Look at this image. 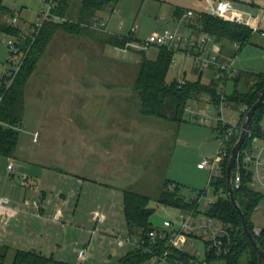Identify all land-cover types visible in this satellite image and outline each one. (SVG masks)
Segmentation results:
<instances>
[{
	"label": "rangeland",
	"instance_id": "obj_1",
	"mask_svg": "<svg viewBox=\"0 0 264 264\" xmlns=\"http://www.w3.org/2000/svg\"><path fill=\"white\" fill-rule=\"evenodd\" d=\"M3 1L16 15L18 22L15 24H23L20 27L23 28L24 33L30 34L32 32V26L30 25L37 21L39 13L44 9L43 1ZM66 3V15L63 17L57 15L55 20L60 22H64L65 20L80 21V0H66ZM113 6L114 11H110ZM209 6L210 3L207 0H118L115 5L109 4L96 12L93 18L86 19L88 20L86 28L88 29L87 32L93 34L92 36L99 38H103L105 29V32L108 33L115 32L119 35L132 34L135 40L138 41L145 40L153 32H161L165 29L176 31L179 34H187L190 32L185 27L187 22L194 20L197 13L206 10ZM177 7L183 13L180 18L175 19L173 10ZM235 9L239 10L240 8L235 7ZM188 11L193 14L191 19H182L184 18L183 14ZM98 16L100 18L106 17L105 20L108 21L104 29L95 27L93 24L95 23L93 21H98ZM10 18V14L0 15V20L3 21L2 23H5L7 19L10 20ZM58 32L62 35L60 37L67 41V48L60 49L58 38H54L49 43V47L46 46L36 66L37 70L47 68V59L58 54L59 50L65 49L69 54L72 52L74 46L72 41H75L74 39L78 35L62 29H59ZM101 33L103 34L101 35ZM11 37L13 36L0 32V73L3 70L6 60L9 58L10 49L8 47V41ZM2 38H5L4 42ZM260 38L264 40L263 36L252 33L248 43L240 46L241 48L237 52L233 43H223L226 57L233 59L232 74L238 73V71L264 72V46L262 41L260 43ZM83 49L82 54H85L87 59L81 61V63L85 62L83 67L88 71V84H95L98 78L97 76H90L91 71L100 70L102 75H99V78L104 80H120L125 74L123 82L125 88L127 85H130V82H134L138 70L136 62L142 57V54L144 53V56L148 59L155 58L157 54V48L155 46H149L143 53L133 49L122 51L116 49L111 50V52H103L98 46V43L95 44L93 49L86 48V45ZM22 59L23 55L17 54L13 61L20 67ZM211 78V68H201L190 58L183 57L179 54L174 55L166 74L167 82L181 79L190 81L199 79L201 82L208 84ZM234 87V81L228 79L226 82L227 96L233 94ZM237 88L240 91H244L247 88L246 81L241 79ZM31 89L29 84L24 88L25 95L28 97H26L28 108L26 110V116H24L23 112L22 126L19 130L17 148L14 153V156L22 161L27 159L31 160L32 158L30 157L33 151L45 150L47 148V141L43 140V137L40 136L38 141L32 139L33 131L37 124L34 123L32 117L34 103L31 102L33 100L31 98L33 97ZM132 92L134 102L131 107H128L129 109L132 108L134 112L131 109L129 114L132 116V113H134L136 117H143L144 115L139 113L137 93L133 88ZM200 102L203 103L202 101ZM234 104L238 105L239 103L234 102ZM227 110L230 117L233 116L234 120H239V113L235 108ZM210 113L213 114V109L210 110ZM73 114H75L76 119L81 118L80 112L74 111ZM87 114L90 115V121L86 120L87 124H85L88 132H90H87V134L94 135L96 133L95 129L98 126L96 125L98 124V102L90 105ZM183 115L185 120L180 123L150 117L152 119L150 125L144 124L145 128H151L149 135H146L144 140L134 148V152L137 154L133 156V166L135 168L142 166L143 174L141 178H137L135 182L127 185L125 188L139 192L150 198L149 206L153 208V212L149 217V221L152 227L156 229L163 228L164 220L175 221L180 210H183L157 203L156 199L159 195L160 188L166 180L177 182L180 186L179 194L186 200L193 198L195 193L202 189L207 190V199L211 198L214 201L216 200L213 197L212 186H207L209 169H200L196 166L203 158L212 157L218 151L219 143L213 130L215 123L213 121L199 123L195 120H189L187 113L184 112ZM261 124L264 125V118ZM87 134L85 133L83 136L86 137ZM0 159L2 160L0 162V188L5 187L7 189L11 188L9 187L11 185H17L18 189H21L24 195L30 197L29 193L34 192L33 181L30 177L27 180H23L18 170H9L7 172L5 158L0 157ZM42 160L45 164H51L52 162L47 157H43ZM32 169L35 171L39 168L33 164ZM62 174L56 175H59L60 182L66 185L67 175L66 173ZM85 174L87 177H94L92 173ZM128 176L133 177V171L129 172ZM48 180L49 174L46 173L43 182L47 183L49 182ZM83 183V188L80 184L75 183V186L72 187L76 192L75 195L70 194L64 204L57 202L56 196L53 195L51 197L48 191L49 199L52 200L51 206L48 209L45 207L42 213L36 207L32 208L33 214H31L33 219H29L24 224L21 235H13L4 240V244H7L9 249L5 257L0 259V264H11L16 250H34L71 264H118L119 258L133 249L128 244L118 248L115 242V237H128L129 235L123 215L122 189L110 188L107 190L99 188L98 184L90 183L89 181H83ZM63 184H60L62 188L64 187ZM56 206L61 208L64 217L60 216L57 219L55 218L54 212H56ZM48 210L51 212H48ZM94 213L97 215L104 213V217L108 214V217L104 223L102 221L95 223V221L91 220ZM71 217L74 218L72 219ZM251 221L254 227H263L261 226L264 225L263 210L259 209L253 212ZM92 231L94 232L92 233ZM88 242L90 243L88 250V253H90L89 259H78L75 248ZM175 250L180 252L185 258L193 259L194 263L192 264H224L220 260L211 262L206 260L203 237L180 236L176 239ZM3 251L1 247L0 253ZM115 251L117 254H114ZM246 262L247 254L243 252L240 257V264H246ZM150 264L170 263L151 261Z\"/></svg>",
	"mask_w": 264,
	"mask_h": 264
},
{
	"label": "crops",
	"instance_id": "obj_2",
	"mask_svg": "<svg viewBox=\"0 0 264 264\" xmlns=\"http://www.w3.org/2000/svg\"><path fill=\"white\" fill-rule=\"evenodd\" d=\"M229 1L232 3L234 9L235 7L240 8L239 10H235L241 13L243 18L250 15L254 19L253 25L257 27V31L253 33L264 37V0ZM4 5L8 7L5 3ZM179 9L177 7L173 10L175 19H177L176 11ZM10 11V17H16L13 10L10 9ZM110 11H114V6ZM204 11L207 12V9ZM191 17L187 19H191ZM105 18L98 16V21L105 22L106 27L108 21ZM10 20L7 19L5 23H2L3 21L0 20V24H10ZM22 25L16 24L20 32H24L23 28L20 27ZM187 29L189 30V28ZM60 34L58 30L55 31L49 39L47 46L49 47V43L57 37L60 49L67 48V41L60 37L62 36ZM104 34L103 38L106 35L116 33H108L104 29ZM77 35L78 37L74 39L75 41H72L74 46L70 54L65 49L59 50L58 54H54L55 56L47 59V68L41 70L35 68L26 82V86L29 84L32 88L31 94L33 97L30 96L33 99L31 102L34 103L32 117L34 123L37 124L33 131L32 139L34 140V134L37 133L35 140L38 141L40 136L43 137L42 139L47 141V148L45 150L33 151L30 157L32 159L25 161L19 160L14 154L9 157L0 155V157L5 158L7 172L9 171L7 169L8 159L11 158L14 161L11 170H18L23 180H27L30 177L34 186V192L29 193L30 197L24 195L17 185H11L9 186L11 188L7 189L5 187L0 188V195L8 198L10 203H13L17 209L13 216H6L0 213V246H6L8 249L9 246L4 244V240L13 235H21L24 224L29 219H33L32 208L35 207L34 203H38V207L36 208L40 213L43 212L45 207L48 209L51 206L52 200L49 199L48 191L51 197L53 195L56 196L57 202L64 204L70 194L75 195L76 192L72 188L75 186V183L80 184L83 188V181H89L90 183L98 184L99 188L107 190L118 188L123 191L127 185L135 182L137 178H141L143 174L142 166L138 168L133 166V156L137 154L134 152V148L144 140L146 135H149L151 128H145L144 124L150 125L152 119L150 116L136 117L134 113H132V116L129 114L132 109H129V107L134 102L132 92L134 82H130V85H127L126 89L123 83L125 74L120 78V83L119 79H101L99 78V75H102L101 71L94 70L91 71L90 76L98 77L96 83L88 84V71L83 67L85 62L81 63V61L87 59V56L82 54L85 45L86 48L93 49L95 44L98 43L103 52L128 49L105 43L102 40L103 38L92 36L91 32L84 31ZM2 40L4 42L5 38H2ZM259 41L260 43L262 41L264 46V40L260 38ZM140 59L136 62L137 64ZM223 59H228L225 53ZM238 73H231L230 79ZM26 97L27 95L24 92V116H26L28 108ZM97 102L98 124L96 125L98 126L95 129L96 133L94 135H88V128H86L85 124H87L86 120L90 121V115L87 112L90 105ZM74 111L81 113L80 119H76L75 114H73ZM132 111L134 112L133 109ZM139 113L141 114L140 110ZM262 128L264 131V125H262ZM85 133L87 134L86 137L83 136ZM256 145L262 148V155L264 156L263 141L258 139ZM43 157L51 159V164H45L42 160ZM0 162H2L1 159ZM33 164L39 169L33 171ZM131 171H133V177L128 176ZM46 173L49 174V182L47 183L43 182ZM62 173H66L67 175L66 185L60 182L59 175H63ZM85 173H92L94 177H87ZM60 184H63L64 187L62 188ZM259 209H262L264 212V203L259 204L254 212ZM51 211L48 210V212ZM55 214H57V218L60 216L64 217L63 211L58 206H56ZM101 215H103L102 223H104L108 214L106 217H104V213ZM71 218L73 219L74 217ZM121 247L118 246V248ZM114 254H117V252L115 251ZM89 255L90 253L87 254L85 260L89 259Z\"/></svg>",
	"mask_w": 264,
	"mask_h": 264
},
{
	"label": "trees",
	"instance_id": "obj_3",
	"mask_svg": "<svg viewBox=\"0 0 264 264\" xmlns=\"http://www.w3.org/2000/svg\"><path fill=\"white\" fill-rule=\"evenodd\" d=\"M118 0H80V21L64 22L48 20L38 32L25 35V38L19 44L20 52L23 55L20 67L15 74L9 86L2 85L0 89V155L4 157L13 156L18 143L19 130L22 126L24 112V88L26 82L40 58L42 57L47 43L52 34L62 29L72 34H79L87 31L88 18H93L95 13L109 4H116ZM66 0H58L54 13L59 17L66 15ZM10 9L6 7L3 0H0V15L10 14ZM182 10L176 11L177 18L182 15ZM95 27H99L103 21H93ZM105 23V22H104ZM85 25V26H84ZM88 25V24H87ZM105 24L103 26L104 29ZM191 32L196 34L208 33L215 37L222 44L225 42H237L241 46L248 43L253 30L245 24H239L228 21L227 19L214 16L208 12H200L194 20H189L186 24ZM0 32L20 37V30L16 25L0 24ZM135 39L132 34L117 35L110 34L103 38L105 43L126 48L128 41ZM224 47V44H223ZM157 54L153 59H148L141 51L142 57L138 62V70L133 83V90L137 93L139 100V110L141 114L150 117L171 120L176 123L184 121V106L190 99H198L204 93L214 94L212 83H202L199 79L186 80L184 83L166 81V74L172 61L173 52L165 47H156ZM225 50V48H224ZM240 72V71H239ZM231 78V74L227 79ZM234 81V92L227 96L229 100L235 103L245 104L247 109L256 101L258 91L264 87V72L241 71ZM246 81L247 88L240 91L237 88L239 81ZM247 111V110H246ZM245 114V113H244ZM241 115V121L244 116ZM264 118V103L255 109L251 119L249 133L246 136L239 152L237 161L241 160L243 150H253V141L255 138L264 136L262 128V119ZM234 136L226 146L227 157L222 160L220 175L211 181L214 192L217 193L216 200L211 203L209 213L220 221L229 224L232 228V236L236 244L231 251L219 257H215L211 252L206 254L208 262L220 260L224 264H240V257L243 252L247 254L246 264H257V252L241 229V219L233 205L230 203L225 186V167L229 157L232 145L237 137ZM245 169L241 168L242 181L239 188L234 189V197L240 205L249 230L252 232L254 224L251 221V215L259 204L264 203V194L252 189L249 184L250 176ZM180 186L177 182L166 180L160 188L156 199L158 204L176 207L179 209H190L193 204L189 203L180 194ZM150 198L136 191L125 189L122 191V205L124 220L131 236H145L147 231L152 229L149 217L153 208L149 206ZM136 233V234H134ZM258 245L264 250V226L258 236H254ZM3 252L0 253V259L5 257L8 250L6 246H0ZM159 251V249L157 248ZM162 251V248H160ZM183 256V255H182ZM149 258V255L138 250L132 249L119 258L118 264H143ZM168 260L173 262L172 257ZM188 258L183 256V261L188 264ZM1 263V262H0ZM11 264H71L55 259L53 256H46L41 252L34 250H16Z\"/></svg>",
	"mask_w": 264,
	"mask_h": 264
},
{
	"label": "built area",
	"instance_id": "obj_4",
	"mask_svg": "<svg viewBox=\"0 0 264 264\" xmlns=\"http://www.w3.org/2000/svg\"><path fill=\"white\" fill-rule=\"evenodd\" d=\"M44 9L39 13L37 21L32 24V32H38L46 21L55 20L56 14L54 9L57 7L58 0H42ZM210 6L207 12L228 21L245 24L252 28L253 32L257 31V27L253 25L250 15L243 18L242 14L237 12L229 0H207ZM190 11L183 14L184 18L191 17ZM17 17L11 18V24L16 25ZM104 22L100 23L103 28ZM30 33V34H31ZM26 33L22 32L20 37H11L8 41L9 58L6 60L3 70L0 73V89L2 85L9 86L19 66L13 61L17 54H21L19 44L25 38ZM236 48V52L241 48L237 42H232ZM127 49L135 51H145L149 46L165 47L175 54L190 58L196 65L201 68H211V82L215 84L214 94L204 93L198 99H190L184 106V112L187 113L189 120H195L199 123L213 121V128L217 137L219 148L217 153L212 157H205L196 166L200 169H209V180L207 186H211V181L220 175L222 160L227 157V143L236 135L240 134V118L247 110L245 104H234V101L228 99L226 95L227 78L232 73L233 59H223L224 47L218 42L214 36L208 33L196 34L189 32L187 34H179L176 31L165 29L161 32L151 33L145 40H131L126 44ZM172 57V60H173ZM186 80H177L178 83H184ZM0 94V99H1ZM202 101L203 103H201ZM193 102V103H191ZM194 104V105H191ZM235 108L239 113V120H234L233 116H229L227 109ZM213 109V114L210 110ZM209 110V111H208ZM36 133L34 134V140ZM260 139L264 143V136L255 138L253 141V150H243L241 160L235 162L233 173V189H237L241 185L242 174L241 168L247 171L250 176L249 184L253 190L264 194V156L262 148L256 146V141ZM13 159H8L7 169L13 167ZM213 188V187H212ZM206 189L198 190L195 196L189 200L193 204L190 209L180 210L175 221L164 220L163 228H152L147 231L145 236L115 237L117 246L131 245L133 249L149 255V258L143 264H150L151 261L168 262L170 264H185L183 256L175 250L176 239L180 236L203 237L205 255L211 252L215 257L228 254L232 247L236 244L232 236L233 228L215 216L209 213V207L213 203V199L206 198ZM213 197L216 199L217 193L213 189ZM37 207V203H34ZM17 209L9 199L0 195V213L6 216H13ZM57 218V214H55ZM92 220L95 222L103 221L101 214H93ZM262 227H253V236L260 235ZM94 231H92L93 233ZM90 243H85L76 248V256L78 259L84 260L87 257ZM159 249V251L157 250ZM162 248V251H160ZM175 252L182 256L181 260L173 258V262L168 260L169 253ZM188 264L194 263V260L188 258Z\"/></svg>",
	"mask_w": 264,
	"mask_h": 264
},
{
	"label": "water",
	"instance_id": "obj_5",
	"mask_svg": "<svg viewBox=\"0 0 264 264\" xmlns=\"http://www.w3.org/2000/svg\"><path fill=\"white\" fill-rule=\"evenodd\" d=\"M263 103H264V87L258 91V97H257L256 101L249 107V109H247V111L245 112V114L242 118L240 134L237 137L235 143L231 147L229 157H228L226 167H225V180H226L225 190H226V194H227V197H228L230 203L233 205V207L235 208V210L237 211V213L240 216L241 229H242L243 235L247 237L250 244L253 247H255V249H256L257 257H258L257 264H264V250H262V248L258 245V243H257L256 239L254 238L252 232L249 230L245 216H244V213H243L240 205L238 204V202L236 201V199L234 197L233 173H234V167H235L237 154H238L246 136L249 133L250 123H251V119L253 117L254 111L256 108H258ZM169 256L176 259V260L182 259V256L179 254H176L175 252H170Z\"/></svg>",
	"mask_w": 264,
	"mask_h": 264
}]
</instances>
